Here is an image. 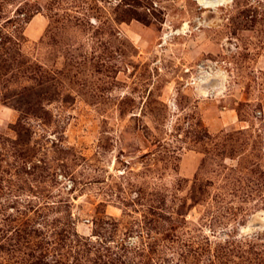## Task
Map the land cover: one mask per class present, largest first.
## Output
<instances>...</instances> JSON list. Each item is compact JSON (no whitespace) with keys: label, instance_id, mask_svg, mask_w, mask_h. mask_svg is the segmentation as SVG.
Returning a JSON list of instances; mask_svg holds the SVG:
<instances>
[{"label":"rangeland","instance_id":"rangeland-1","mask_svg":"<svg viewBox=\"0 0 264 264\" xmlns=\"http://www.w3.org/2000/svg\"><path fill=\"white\" fill-rule=\"evenodd\" d=\"M0 264H264V0H0Z\"/></svg>","mask_w":264,"mask_h":264},{"label":"bare ground","instance_id":"bare-ground-1","mask_svg":"<svg viewBox=\"0 0 264 264\" xmlns=\"http://www.w3.org/2000/svg\"><path fill=\"white\" fill-rule=\"evenodd\" d=\"M210 6H217V4L216 3H213V4H211ZM208 7V6H207ZM36 26V25H35ZM30 31H32L31 29H30Z\"/></svg>","mask_w":264,"mask_h":264}]
</instances>
